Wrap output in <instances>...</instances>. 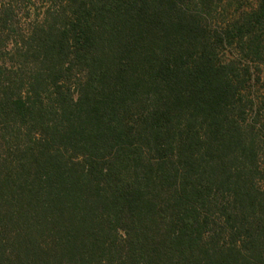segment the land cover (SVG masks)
I'll return each mask as SVG.
<instances>
[{
  "label": "trees",
  "instance_id": "obj_1",
  "mask_svg": "<svg viewBox=\"0 0 264 264\" xmlns=\"http://www.w3.org/2000/svg\"><path fill=\"white\" fill-rule=\"evenodd\" d=\"M44 1L0 0V264H264V0Z\"/></svg>",
  "mask_w": 264,
  "mask_h": 264
},
{
  "label": "rangeland",
  "instance_id": "obj_2",
  "mask_svg": "<svg viewBox=\"0 0 264 264\" xmlns=\"http://www.w3.org/2000/svg\"><path fill=\"white\" fill-rule=\"evenodd\" d=\"M5 4H8L9 2H12V5L15 6L16 3H14V0H2ZM25 4L17 2V12H19V15H21V23L24 24L25 21H28L29 19L33 17H39L42 16L45 8L47 7V2L44 0H25ZM232 2V0H226L223 5L226 8V10L221 9V7L218 8V11L216 13V21L221 22L222 19H224L233 9V5H230L229 2ZM255 0H243L244 6H249L251 3H254ZM24 5H26L24 7ZM19 8H22L19 10ZM262 77L260 80V83L258 84L260 95H262L264 99V67L262 68Z\"/></svg>",
  "mask_w": 264,
  "mask_h": 264
}]
</instances>
